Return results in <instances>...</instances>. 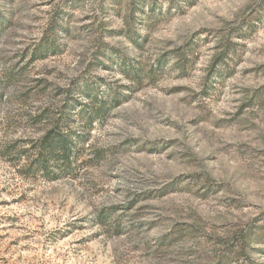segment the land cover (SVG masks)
<instances>
[{
  "label": "rangeland",
  "instance_id": "obj_1",
  "mask_svg": "<svg viewBox=\"0 0 264 264\" xmlns=\"http://www.w3.org/2000/svg\"><path fill=\"white\" fill-rule=\"evenodd\" d=\"M168 1L0 0V264H264V0ZM84 81L119 103L52 180L32 145Z\"/></svg>",
  "mask_w": 264,
  "mask_h": 264
},
{
  "label": "trees",
  "instance_id": "obj_2",
  "mask_svg": "<svg viewBox=\"0 0 264 264\" xmlns=\"http://www.w3.org/2000/svg\"><path fill=\"white\" fill-rule=\"evenodd\" d=\"M193 3V0H169V9L183 10L184 5ZM111 3L123 6L124 0H111ZM148 10H146V6ZM164 3L161 0H130L129 7L130 16L139 17L141 19L153 20L157 17H162L166 11L163 9ZM136 35V33L134 34ZM136 39V38H135ZM57 53L55 44L48 38H43L34 49L35 57L46 58L47 56ZM99 83L84 81L81 86H78L76 93L84 96L86 103L82 105L78 112H71L68 104L65 106L64 114L56 119L54 125L38 139L32 149L35 151L34 166L45 173L50 179L56 180L68 175L76 164L79 152L87 142L88 130L87 124L90 126L93 122L103 116L104 112L114 103H119L117 96L106 99L100 96ZM72 104V103H71ZM75 104H72L74 106ZM68 109V110H67ZM75 109V108H74ZM78 113L86 121L82 122L84 129L79 132L72 128V124L76 123V118L73 114ZM63 121V122H62Z\"/></svg>",
  "mask_w": 264,
  "mask_h": 264
}]
</instances>
